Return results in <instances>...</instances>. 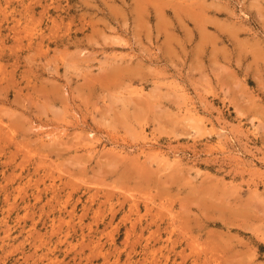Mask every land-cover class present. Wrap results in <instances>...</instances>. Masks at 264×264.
<instances>
[{
  "label": "rangeland",
  "instance_id": "obj_1",
  "mask_svg": "<svg viewBox=\"0 0 264 264\" xmlns=\"http://www.w3.org/2000/svg\"><path fill=\"white\" fill-rule=\"evenodd\" d=\"M0 264H264V0H0Z\"/></svg>",
  "mask_w": 264,
  "mask_h": 264
},
{
  "label": "bare ground",
  "instance_id": "obj_2",
  "mask_svg": "<svg viewBox=\"0 0 264 264\" xmlns=\"http://www.w3.org/2000/svg\"><path fill=\"white\" fill-rule=\"evenodd\" d=\"M245 16H247L246 14H245ZM193 105V104H192ZM191 105V107H193ZM198 112V111H197ZM188 114H190L191 116H196V110H195V108L193 109V108H189L188 109V112H187ZM199 115V114H198ZM199 119V118H198ZM200 120V119H199ZM198 120V121H199ZM201 121V120H200ZM202 127H206V124L204 125L203 124V122H202ZM49 135V137H52V139L54 138V137H56L54 134L52 135V134H48ZM222 134H219L218 133V136L220 137ZM223 145V144H222ZM219 148H221L220 146H219ZM223 150V149H222ZM160 155L162 156V158H163V160L166 162V163H169L170 162V158L167 156V154H164V152L162 153H160Z\"/></svg>",
  "mask_w": 264,
  "mask_h": 264
}]
</instances>
